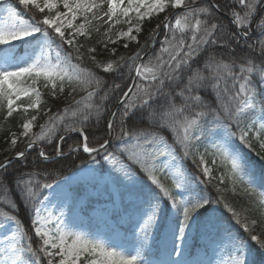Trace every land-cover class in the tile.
I'll list each match as a JSON object with an SVG mask.
<instances>
[{
  "label": "snow or ice",
  "instance_id": "obj_1",
  "mask_svg": "<svg viewBox=\"0 0 264 264\" xmlns=\"http://www.w3.org/2000/svg\"><path fill=\"white\" fill-rule=\"evenodd\" d=\"M2 11L0 111L21 114L6 139L9 151L24 147L0 160V223L13 225L0 264H257L264 169L243 149L264 151V0H16ZM162 13L141 44L144 22ZM94 21L107 25L105 59L80 39L99 33ZM121 39L139 47L117 56L108 45ZM31 150L37 166L15 168ZM73 154L88 157L76 171L107 198L94 211L126 226L130 247L64 231L63 209L44 215L41 198L68 206L60 169ZM16 197L31 209L35 247L5 210ZM196 234L217 260L187 254Z\"/></svg>",
  "mask_w": 264,
  "mask_h": 264
},
{
  "label": "trees",
  "instance_id": "obj_2",
  "mask_svg": "<svg viewBox=\"0 0 264 264\" xmlns=\"http://www.w3.org/2000/svg\"><path fill=\"white\" fill-rule=\"evenodd\" d=\"M81 39V42H84V38L83 37H81L80 38ZM89 43L91 44V45H94L96 48H97V51H98V53H100L102 50H101V46L99 45V44H97L95 41H94V39H91L90 38V40H88V42H86V44L87 45H89ZM133 47H130V49H132ZM122 51H125V52H127V51H129V50H126V49H124V48H121V52ZM103 59V58H102ZM3 114L2 113H0V124H2L3 123V120L1 119V116H2ZM5 123H6V125H7V127L9 128V130H11V129H13L15 126H16V118L15 117H13V121H9L8 122V120L7 119H5ZM3 135H6L5 134V132H2L1 134H0V140L3 138ZM1 142V141H0Z\"/></svg>",
  "mask_w": 264,
  "mask_h": 264
},
{
  "label": "rangeland",
  "instance_id": "obj_3",
  "mask_svg": "<svg viewBox=\"0 0 264 264\" xmlns=\"http://www.w3.org/2000/svg\"><path fill=\"white\" fill-rule=\"evenodd\" d=\"M105 10H106V8H105ZM77 23H80V22H77ZM100 27L101 28H99V33L98 34L101 35V39H104L103 33L105 32V30L107 28V25L104 26V27L103 26H100ZM120 30H126V27L122 28V27H117V25H116L115 28L113 29V31H120ZM113 39H115V37H113ZM121 40H123V39H121ZM121 40H119V41H121ZM119 41H117V42H119Z\"/></svg>",
  "mask_w": 264,
  "mask_h": 264
}]
</instances>
